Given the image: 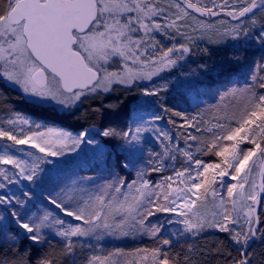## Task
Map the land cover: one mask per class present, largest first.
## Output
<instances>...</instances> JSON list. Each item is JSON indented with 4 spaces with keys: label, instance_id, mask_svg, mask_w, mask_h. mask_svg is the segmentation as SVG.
<instances>
[{
    "label": "snow or ice",
    "instance_id": "6c2138e0",
    "mask_svg": "<svg viewBox=\"0 0 264 264\" xmlns=\"http://www.w3.org/2000/svg\"><path fill=\"white\" fill-rule=\"evenodd\" d=\"M196 39L231 49L199 65L209 83L161 75ZM133 88L149 99L123 126H55L86 103L77 119L119 113L91 102ZM178 88L215 89L212 121L166 103ZM0 264H264V0H0Z\"/></svg>",
    "mask_w": 264,
    "mask_h": 264
},
{
    "label": "rangeland",
    "instance_id": "374dc122",
    "mask_svg": "<svg viewBox=\"0 0 264 264\" xmlns=\"http://www.w3.org/2000/svg\"><path fill=\"white\" fill-rule=\"evenodd\" d=\"M205 2H207V0H205ZM231 2V0H230ZM225 19L227 20V17H218L212 20H219V19ZM204 19V18H201ZM189 23H191V21H189ZM234 23V22H233ZM217 27H220L219 25H217ZM192 35H197V33H191ZM157 35V39H159L163 45L165 46H170L172 44V41L165 39L164 37L160 36L159 34ZM183 42V41H182ZM228 45L231 44V41L227 42ZM191 52L190 54L185 58L184 61H181L180 64L181 66L165 71L164 73H162L161 75L163 76H170L171 75V79L173 80V82L175 83V81L177 80V78H179L181 81H184L185 79L189 80V81H200L202 86L205 84H208V81L204 80L202 73V69L199 68V65L201 63L206 62L210 68L214 67L216 64L219 63V60L222 56L226 55V54H230L231 49L230 47H220V46H216V45H212L207 43L206 40H200V39H196L194 44H192L191 46ZM207 47L209 49L210 54L208 56H205L203 54L200 53L199 49L205 48ZM196 70L197 75H192V76H187L188 73H191L193 70ZM155 79V78H154ZM213 79H215L213 77ZM158 83H162V81H157ZM141 82H137V84H139ZM143 83H148L147 81H144ZM199 90H197L196 92H193L191 94H189L188 92L184 91L182 88H178L177 92H172L169 93V95L171 94H178L179 96L183 97V99L187 102V105L190 106L191 108H195L197 107V104H199V111L202 110L205 106H207V103H209L210 98L207 94H197ZM111 97H115V99L108 101V98L110 99ZM122 97L121 99H125L126 103L124 105V107L122 108V110L119 113H111V112H103L102 114H99L97 116L98 120L96 122H84L82 123L80 119H77V116L82 115L85 112V109L88 110V107H85L84 105H81L79 112H77L76 116H70L67 119H62V120H57L55 122V126L56 127H61L64 128L65 130L71 131L73 134H77L79 131H82L84 128H92L93 126H95L97 129L100 126L103 125H108V124H113V125H121L123 126L126 122H128V118L132 115H136V113H133V109L136 107L137 101L140 99H149V98H142L140 97L138 91L136 88L132 89L131 94H126L121 92H113L110 94H106L104 99H97L95 101H92V106L93 107H102L103 103L105 102H116L115 100H117V98ZM95 104V105H93ZM16 107L17 110L23 112L24 114L30 116L33 120H36L37 122H41V123H51L50 121H46L44 120L41 116H39L37 114V111L35 108L33 107H26V108H22L21 105H14ZM201 108V109H200ZM203 113V111H200ZM209 113L207 112L204 120L206 121H212L213 119V115L209 116ZM74 118V121H72V119ZM159 126L165 130H168L170 132L171 135L175 136L176 135V130L173 129V127L171 125H168L166 122V119L164 121H161ZM189 131H193V130H189ZM196 135H199V133H195ZM97 139H100L101 142H103L102 137H97ZM180 144H183V139H181L179 141ZM150 146H155L154 142H152V145ZM105 147L111 149L113 147L112 144H108L105 145ZM242 148H248L251 147V145H241ZM82 156L84 155V153L81 154ZM202 161L206 162V163H220V158L214 156L213 160H205L203 158V156L199 157ZM47 167H51V166H47ZM75 171H80V172H85V173H90V169H78ZM131 172V178H135V172H132L131 170H129ZM165 174H170V172L165 173ZM152 181H159L162 179V177L160 175H156V174H152L149 177H146ZM219 179V178H217ZM258 179V177H257ZM23 183H27V182H23ZM225 183H231V181H228L227 179H225ZM12 188L13 191H17V187L16 186H10ZM221 191H224V189H221ZM158 216H161V218L167 219V216H165L163 213H158ZM219 233H217L216 235H218ZM147 239V238H145ZM138 241V240H137ZM131 242V240H127V241H113L109 238H106L104 241L101 242V246L104 247L105 249L110 248V247H115V246H121L124 247L126 244H129Z\"/></svg>",
    "mask_w": 264,
    "mask_h": 264
},
{
    "label": "trees",
    "instance_id": "16d2710c",
    "mask_svg": "<svg viewBox=\"0 0 264 264\" xmlns=\"http://www.w3.org/2000/svg\"><path fill=\"white\" fill-rule=\"evenodd\" d=\"M219 86L220 85L217 84L215 87H219ZM233 86H243V85L241 83L239 85H233ZM8 95L13 98L11 100V103L13 105H21L22 108L31 107V106L27 105L26 103H23V102H21L19 100H16L14 97L16 95H18V93L15 92L14 90L13 91H10L8 93ZM208 96L210 98L209 103H207V106H205L202 110H200V111L205 112L204 115H203V118L205 117V115H206L207 112L209 113L208 114L209 116L214 115V110L212 108V105H214L217 102V100H218V96L215 93V89H213L212 92L208 93ZM174 97H175V99H174ZM121 98L122 97H119V99H121ZM112 99L114 100L115 97H111L110 99L108 98V101H111ZM166 103H168L169 105H175V110H177V111H184L186 114H195L197 111H199V107H195V108L193 107V108H191L190 106L187 105V102L183 99V97L181 99V96H179L178 94H172V95L171 94L170 95L168 94ZM93 105H95V104H93ZM84 106L87 107L88 104L87 105H84ZM88 110H89V107H88ZM88 110L85 109V111H88ZM80 116H82V115H80ZM173 119H176L178 123L180 122L178 120V118H176V117H173ZM80 120H82L81 121L82 123H84V122H96L98 120V118H96L94 121L91 120V119L85 120L83 118H80ZM72 121H74V118L72 119ZM213 157H214V155H204L203 156V158L205 160H211V159L213 160ZM218 235L219 236H223V234H218ZM150 246H151V242L149 240H147V239H143V240H138V241L131 242L130 245L129 244H126L124 246V248L126 250H132L135 247H150ZM45 247H47V246H45Z\"/></svg>",
    "mask_w": 264,
    "mask_h": 264
},
{
    "label": "water",
    "instance_id": "95a60500",
    "mask_svg": "<svg viewBox=\"0 0 264 264\" xmlns=\"http://www.w3.org/2000/svg\"><path fill=\"white\" fill-rule=\"evenodd\" d=\"M215 18H218V17H213V18H211V19H215ZM204 19H208V18H204ZM259 179V178H258Z\"/></svg>",
    "mask_w": 264,
    "mask_h": 264
}]
</instances>
